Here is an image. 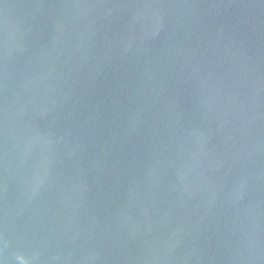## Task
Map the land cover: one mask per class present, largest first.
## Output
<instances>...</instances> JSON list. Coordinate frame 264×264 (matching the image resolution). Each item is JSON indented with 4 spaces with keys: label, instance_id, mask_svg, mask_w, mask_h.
<instances>
[{
    "label": "water",
    "instance_id": "95a60500",
    "mask_svg": "<svg viewBox=\"0 0 264 264\" xmlns=\"http://www.w3.org/2000/svg\"><path fill=\"white\" fill-rule=\"evenodd\" d=\"M0 264H264V0H0Z\"/></svg>",
    "mask_w": 264,
    "mask_h": 264
}]
</instances>
